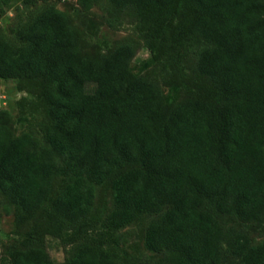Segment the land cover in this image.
<instances>
[{
  "label": "trees",
  "instance_id": "16d2710c",
  "mask_svg": "<svg viewBox=\"0 0 264 264\" xmlns=\"http://www.w3.org/2000/svg\"><path fill=\"white\" fill-rule=\"evenodd\" d=\"M111 1L135 7L148 49L176 83L188 40L210 41L197 66L207 83L169 104L160 86L133 74L128 47L85 56L56 7L19 29L20 45L0 37V77L42 83L49 115L50 147L39 149L32 134L13 135L9 113L0 111V188L17 220H30L51 199L54 176L70 179L51 202L60 229L87 217L95 184L112 180L108 235L169 205L148 228L150 249L174 250L178 264H222L227 242L242 264H264V241L225 232L202 208L264 221V0ZM10 264L58 263L32 246L13 251ZM65 264L118 263L84 241Z\"/></svg>",
  "mask_w": 264,
  "mask_h": 264
},
{
  "label": "rangeland",
  "instance_id": "374dc122",
  "mask_svg": "<svg viewBox=\"0 0 264 264\" xmlns=\"http://www.w3.org/2000/svg\"><path fill=\"white\" fill-rule=\"evenodd\" d=\"M49 7L68 14L85 56L100 58L117 47H128L132 51L130 66L133 74L160 86L171 105L185 99L189 87L207 83L197 66L202 51L212 45L210 41L199 34L188 40L181 51L182 68L176 83L172 72L166 70L161 60L148 49L135 7L116 5L111 0H0V37L20 45L19 29ZM0 111L9 113L13 135L30 133L39 149L50 147L44 132L49 115L42 83L0 77ZM69 182L67 177L54 176L51 199L26 222L17 220L16 205L0 188V264H10L13 251L32 246H43L56 263L65 264L84 241L108 250L118 264H178L177 252L172 249L152 250L146 242L149 226L161 219L169 205L158 212L144 213L113 235H108L104 225L116 207L112 180L95 184L94 203L87 217L77 223L66 222L60 229L59 223L50 217L51 202L65 191ZM202 208L214 214L225 232L243 233L252 245L264 241V221H246L211 205ZM30 233H34V237H30ZM222 264H242V257L232 253L227 242L223 244Z\"/></svg>",
  "mask_w": 264,
  "mask_h": 264
}]
</instances>
